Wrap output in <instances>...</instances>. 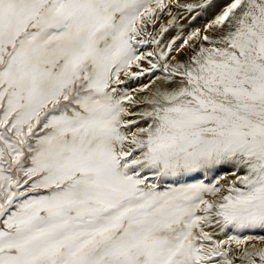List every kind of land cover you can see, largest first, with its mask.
Returning <instances> with one entry per match:
<instances>
[{"label": "snow or ice", "instance_id": "obj_1", "mask_svg": "<svg viewBox=\"0 0 264 264\" xmlns=\"http://www.w3.org/2000/svg\"><path fill=\"white\" fill-rule=\"evenodd\" d=\"M0 264H264V0H0Z\"/></svg>", "mask_w": 264, "mask_h": 264}, {"label": "rangeland", "instance_id": "obj_2", "mask_svg": "<svg viewBox=\"0 0 264 264\" xmlns=\"http://www.w3.org/2000/svg\"><path fill=\"white\" fill-rule=\"evenodd\" d=\"M185 15H187V14H185ZM167 19H168V17L165 16L164 19L160 21V23H164ZM205 19L206 18L204 17V18H202L200 20H197L194 24H191L190 26H186L185 31L186 32L187 31H190L192 27H202L203 24H204V20ZM158 28H159V25H157V30H158ZM141 82L142 83H147V78H143ZM225 170H227V169H223L221 171H217L215 174H210L209 177H208V179L205 182H215V180L217 178L222 177V176L223 177H226V179L229 181V179H230L229 177H230L231 170H229V171H225ZM200 179H204V177H202L200 175H197L195 177L189 178V181L188 182H195L196 180H200ZM220 186L221 187H226V184H225L224 179H221L220 180ZM208 198L209 199H217L218 197H208Z\"/></svg>", "mask_w": 264, "mask_h": 264}, {"label": "bare ground", "instance_id": "obj_3", "mask_svg": "<svg viewBox=\"0 0 264 264\" xmlns=\"http://www.w3.org/2000/svg\"><path fill=\"white\" fill-rule=\"evenodd\" d=\"M206 19H210V17H205ZM221 170H223V169H221ZM221 170H219V171H221ZM229 170H231V169H227V170H225V171H229ZM228 178V177H227ZM230 179H229V181H231L232 179H233V177L230 175V177H229Z\"/></svg>", "mask_w": 264, "mask_h": 264}]
</instances>
